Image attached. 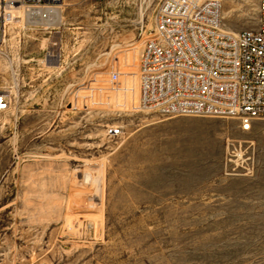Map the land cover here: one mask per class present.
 Masks as SVG:
<instances>
[{"label": "rangeland", "instance_id": "obj_1", "mask_svg": "<svg viewBox=\"0 0 264 264\" xmlns=\"http://www.w3.org/2000/svg\"><path fill=\"white\" fill-rule=\"evenodd\" d=\"M161 2L65 0L60 25L8 27L0 264H264V119L137 108ZM222 2L241 3L225 29L259 25L256 0Z\"/></svg>", "mask_w": 264, "mask_h": 264}, {"label": "built area", "instance_id": "obj_2", "mask_svg": "<svg viewBox=\"0 0 264 264\" xmlns=\"http://www.w3.org/2000/svg\"><path fill=\"white\" fill-rule=\"evenodd\" d=\"M64 2L0 0V57L8 27L23 22L14 11L40 9L47 17ZM256 3L259 25L234 32L223 26L222 0H162L139 56L137 108L161 117L236 118L244 130L264 119V0ZM10 104L0 90V113ZM122 132L110 126L106 133Z\"/></svg>", "mask_w": 264, "mask_h": 264}, {"label": "bare ground", "instance_id": "obj_3", "mask_svg": "<svg viewBox=\"0 0 264 264\" xmlns=\"http://www.w3.org/2000/svg\"><path fill=\"white\" fill-rule=\"evenodd\" d=\"M241 5V3H228L227 7L222 11V14L224 13L225 16L228 15V9L235 6V5ZM247 4V2H246ZM243 3V6L246 5ZM48 11V16L43 17L42 13L44 10L40 9H30L29 11L23 9V8H18L16 11H14L15 14L19 15L22 17V20L24 25L30 26V25H42L43 27H49V26H57L61 24L62 20V12H61V5L55 6L52 9L47 10ZM224 18V16H223ZM254 19V18H252ZM32 27V26H31ZM40 27V26H39ZM48 56V55H47ZM44 61V60H43ZM126 82V86L124 87L125 92H129V94H132L134 90V82L131 76L125 75L123 78ZM118 92V91H117ZM83 176V181L84 182H93V184L96 185L97 190H101L103 187V175L102 171L97 172L96 175L90 173V171H84L82 174ZM82 180V179H81ZM82 182V181H81ZM91 182V183H92ZM91 195V194H90Z\"/></svg>", "mask_w": 264, "mask_h": 264}]
</instances>
